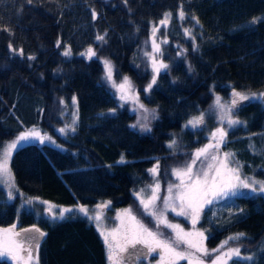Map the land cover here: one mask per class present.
Instances as JSON below:
<instances>
[{
  "label": "trees",
  "instance_id": "1",
  "mask_svg": "<svg viewBox=\"0 0 264 264\" xmlns=\"http://www.w3.org/2000/svg\"><path fill=\"white\" fill-rule=\"evenodd\" d=\"M181 9L183 20L176 16ZM165 13L172 14L162 56L168 68L146 93L148 71L135 54ZM253 18H264V0H0V142L33 128L55 141L14 151L10 168L19 191L64 208L108 201L111 209L131 208L150 226L134 197L149 181V169L158 162L168 177L219 126L227 128L215 118L213 93L230 103L233 89L264 90V19L252 24ZM65 47L69 56L62 54ZM89 47L96 56L85 59L81 53ZM104 59L114 66L115 78L129 77L139 99L156 110L151 131L131 127L135 115L108 89ZM201 113L203 125L185 127ZM233 119L244 123L227 129L220 151L235 154L243 175L264 180V103L242 101ZM65 126L66 138L58 131ZM173 139L177 143L169 148ZM121 156L125 163H119ZM223 205L216 214L206 211L198 225L208 237L206 247L243 232L244 238L231 242L254 260L229 264H264V197L238 196ZM18 206L0 189V228L15 224L19 232L35 227L46 233L38 264H107L93 221L75 211L64 219L36 220ZM0 264L9 263L0 259Z\"/></svg>",
  "mask_w": 264,
  "mask_h": 264
},
{
  "label": "snow or ice",
  "instance_id": "2",
  "mask_svg": "<svg viewBox=\"0 0 264 264\" xmlns=\"http://www.w3.org/2000/svg\"><path fill=\"white\" fill-rule=\"evenodd\" d=\"M29 3L32 0H28ZM127 3V0H125ZM171 13H165L164 18L160 20V25L165 28L171 19ZM93 19L96 18V12L92 13ZM179 18L184 19V12L181 9L179 12ZM195 19V17H193ZM264 18H253L250 22L256 24L259 20ZM199 23V21H196ZM8 30V29H4ZM159 29L153 27L152 29V48L153 54L149 56L152 67V78L147 84L144 91L150 92L153 85L157 82V76L162 69H167L168 65L159 62L158 56L162 55L160 45L156 42L155 36ZM106 35V34H105ZM185 36L193 40V50H197L195 40L191 36V31L185 29ZM96 39L101 42H106L105 37L97 35ZM161 43H167V39L161 41ZM60 46V41H57V47ZM11 48V45H9ZM184 50H180L177 54L183 55ZM20 55H23L22 50L19 51ZM64 56L71 54V49L65 47ZM82 56H86L88 59L96 56V52L92 47H89L85 52L81 53ZM29 60H34V56H28ZM105 79L111 84L113 88L119 93V99L121 101H131L136 108L134 111H140L142 113L151 112L152 118L156 119V110L147 109L140 103L138 95H136L135 87L131 80L125 76L120 83H116L113 79V68L111 61L104 59ZM191 71V67L189 68ZM215 99L211 107L215 108L219 114L220 123L223 125L225 122L227 128L218 127L213 131L209 137V143L201 148L196 149L191 156L190 161L186 162L183 167L173 168L172 175L179 181L177 184H169L167 188V195L161 197L159 195L160 184L156 181L151 188V195L145 196L144 189L140 192L134 193L137 200L146 216L152 218L155 221V230L146 225L131 208L123 209L116 214V220L119 222L117 226L106 229L102 224L103 210L109 207L110 202L105 201L98 204L95 209V214H91L89 209L85 206H78L73 208H60L57 215L53 209L55 205L48 201H38L41 204H45L46 213L52 218V220L64 219L66 213L78 212L86 217L89 221L96 223L97 231L99 232L106 251L107 264H139L141 258L147 259L153 254L159 256L157 264H180V261H187V264H205L204 257L216 253L215 257L211 260V264H229V261L233 260H245L253 261L254 256H245L241 254L240 247L229 246L230 241H238L246 236V233H237L233 236L227 237L211 252L205 247V240L208 238L205 235V231H201L196 228L201 215L204 213L206 207L212 205L218 199H224L229 196H236L240 189H249L251 192L264 193V181H257L251 177L243 176L241 169L242 165L239 161L234 159V153L225 152L223 155L220 153L221 145L226 142L228 130L236 125L243 124V121L233 119L234 111L238 108L240 102L259 100L264 103V92L261 93H245L232 90L230 103L222 102V98L219 95L213 93ZM63 103V101H61ZM73 104H76V98L73 97ZM114 111V110H113ZM147 120V116L143 117ZM205 122V114L201 113L199 116H195L188 120L185 127L191 126L196 129L203 125ZM73 125L76 124V120H73ZM140 126L142 131H151L147 123L141 124L140 120L136 124L131 125L132 128ZM69 126L60 128L58 131L64 134ZM75 132V127L70 128ZM38 140L41 144L45 141H52L51 137L47 134L41 135V133L35 128L21 133L16 140L8 143L3 151L0 152V182L4 183L10 190L8 192V199H13L12 188H15L14 178L9 168V160L12 156V151L22 141ZM177 141L173 139L169 144V148H174ZM250 148L254 149L253 145ZM119 163H125L123 156ZM199 163V166H197ZM159 171V163L149 169L150 174L155 177ZM162 200L163 206L159 207L157 201ZM28 203H32V200H28ZM172 212L176 216H184L191 221L192 230L185 231L178 223H171L168 220L167 213ZM161 226L169 229L173 236L171 238H165L164 233L160 231ZM25 233L35 232L39 233V237L42 238L46 233L40 231L39 228L24 229ZM183 246V247H182ZM39 240L35 236H22L21 232L16 231V225L11 227L0 228V259H7L12 264H38V252ZM261 250L264 251V245L261 246Z\"/></svg>",
  "mask_w": 264,
  "mask_h": 264
},
{
  "label": "rangeland",
  "instance_id": "3",
  "mask_svg": "<svg viewBox=\"0 0 264 264\" xmlns=\"http://www.w3.org/2000/svg\"><path fill=\"white\" fill-rule=\"evenodd\" d=\"M176 16L179 18V14L178 15L176 14ZM171 20H172V16H171V19L169 20L168 25H167L166 28L164 26H161L160 25V23H159L160 21L158 23H156V24H153L152 25V28H151V31H150L149 43L147 45H145L144 47L140 48L138 50V52L135 54L136 55L135 62H137L140 66H142L143 68H145L148 71L149 78H148L147 84L151 81V78H152V75H153L152 67H151V62L149 60V56L146 55V53L153 54V48H152V40H153L152 29H153V27H157L159 29L157 31V33H156L155 39H156V42L160 45V49H161V52H162V55H159L158 56V60H159V62H163L162 61V56H163V53H164V48L167 45V43H161V41H163L164 39H167L166 33L168 31L169 24H170ZM84 57L87 58L86 56H84ZM163 70L164 69H162L161 71H163ZM104 79H105V75H104ZM113 79L116 81V83H120L123 80V78L117 79L114 76H113ZM105 81H106V83L108 85V89L114 95V97L116 98L118 104L119 105H123L124 108H126L129 112L134 113V115H135V121H134L133 124H136L137 121L140 120L141 124L147 123L148 124V127L151 128L152 123L155 120V119L152 118L151 112L149 111V113H146L145 114V113H142V112H140L138 110L137 111H134L133 109L136 108V105H134L130 100L127 101V102L121 101L119 99V93H117L116 89L113 88L111 86V84L106 79H105ZM131 82H132V80H131ZM132 84H133V82H132ZM147 84H146V86H147ZM146 93H148V92H146ZM139 101H140V103H142L145 106V108L151 110V108H149L148 106H146L140 99H139ZM240 104H241V102H240ZM145 115L147 116V120H144L143 119V117ZM215 118H216V120H219V114H218L217 110H216ZM219 127H221V126H219ZM136 128L138 130H140L141 132H148V131H142L139 125ZM36 130H38V129H36ZM67 131H69L68 128L66 129V131H65L64 134H61L60 132L59 133H60L61 136L65 137V135L67 134ZM12 141H14V140H10V141L5 142L3 144L4 146L2 147L1 152L3 151V148L8 143H10ZM28 141L39 142L38 140H28ZM28 141H22L19 144H22V143H25V142H28ZM209 142L210 141L208 139V141L205 142L204 145L208 144ZM201 147H203V146H200L199 148H201ZM220 153H221V155H223L224 152L223 151H220ZM188 161H190V159ZM156 164L157 163H155L154 166ZM185 164H186V160L185 161H182L179 164L177 163L175 166L172 167V169L173 168H178V167H183ZM197 166H199V163H198ZM172 169L169 172V176L166 177L165 173H162L161 165H159V171H158L157 176L155 177V180L153 179V176L150 174L149 181L145 185L138 187L134 193L140 192L141 189H144V195L145 196H150L151 195V188H150V186L153 185L156 181H158L159 184H160L159 195L161 197L167 195L168 185L170 183L171 184H177V183H179V181L176 180V178L172 175ZM241 172H242V170H241ZM243 176H245V175H243ZM247 177H251V176H247ZM251 178H253V179L257 180V181H264V180H259V179L255 178V177H251ZM0 186L5 190V192L8 195V192H9L10 189L8 187H6L5 184L2 183V182H0ZM11 191L13 193V199H16L17 202H18V205H19L18 206V210H19V212L29 213L33 217H35L36 220H43L44 218H50L52 220V218L45 211L46 205L45 204H41V203L38 202V201H41V200L26 197L17 188H12ZM252 195H259V196L264 197V193H259V192L253 193L249 189H240L239 193L236 196H229V197H226L224 199H218V200H216L212 205H210V206H208V207L205 208L204 213L201 215V218H200L199 222L196 225V228L199 229V230H201L198 227V225L201 222L202 216L205 214L206 211H214V214H216L217 213L216 211H219L220 209H224V205L223 204H226L229 201L230 198L238 197V196H245V197H247V196H252ZM134 197L136 198L135 195H134ZM28 200H32L33 202L32 203H28L27 202ZM136 200H137V198H136ZM137 202L139 203V206H140L142 212L144 213V211H143V209H142V207L140 205L139 200H137ZM157 204H158L159 207H162L163 206L162 200L157 201ZM60 208H62V207L56 206L53 209V211L58 215ZM72 208L73 209H76L77 207H75V208L72 207ZM88 209H89V211H90L91 214H93V215L95 214L96 207L88 208ZM122 210H123V208H120V209H111L110 205H109V207L105 208L103 210V217H102L103 227H105L106 229H111V228L117 226V224L119 222L116 220V214L118 212H121ZM109 211H110V213H109ZM167 217H168V220L171 223H178V224H180L181 227H183L185 229V231H191L192 230L191 221L189 219H186L184 216H176L174 213L168 212L167 213ZM148 218H150V222H152V224L149 227L155 230V228H156L155 221H153L152 218L149 217V216H148ZM93 223L95 224V227H96V223L94 221H93ZM29 228L32 229V228H35V227H29ZM29 228H24V229H29ZM23 230L20 231L22 236H35L39 240V242H40L41 238L39 237V233H35V232L25 233ZM160 231L164 233L165 238H171L173 236L172 232L169 229L164 228L163 226H161ZM218 246H216L213 249H216ZM229 246H232V247H237L238 246L239 247V245L235 246V244L232 243L231 241L229 242ZM205 247H206V245H205ZM211 250L212 249H209L210 252H211ZM215 255H216V253H211V255H209L207 257H204L205 264H211V260L215 257ZM3 260L7 261L9 264H12V262L9 261V260H7L6 258L3 259ZM158 260H159V256L157 254H153L152 256L148 257L147 259L141 258L140 261H139V264H157V261ZM133 264H135V259H134ZM180 264H187V261H180Z\"/></svg>",
  "mask_w": 264,
  "mask_h": 264
},
{
  "label": "bare ground",
  "instance_id": "4",
  "mask_svg": "<svg viewBox=\"0 0 264 264\" xmlns=\"http://www.w3.org/2000/svg\"><path fill=\"white\" fill-rule=\"evenodd\" d=\"M83 58H85L84 56H83ZM85 59H87V58H85ZM29 129H27L26 131H28ZM38 131L41 133V135H44V134H47L49 137H51V139L53 138V136L52 135H50V134H48L47 132H44V131H42V130H40V129H38ZM23 132H25V131H23ZM23 132H18V133H16L15 135H13L12 136V138H10V139H7V140H5V141H3V142H0V152H1V149H2V147L4 146L3 144L5 143V142H7V141H10V140H16V138L21 134V133H23ZM64 138H66V137H64ZM53 141V140H52ZM32 142H35V141H28V142H25V143H22V144H19L13 151H12V155H13V153H14V151L17 149V148H19V147H21V146H25V145H27V144H29V143H32ZM38 143H40V142H38ZM45 143H52V142H49V141H45ZM11 158H12V156H11ZM11 158H10V160H9V168H10V162H11ZM11 169V168H10ZM12 173V172H11ZM12 176H13V174H12ZM14 178V177H13ZM14 183H15V181H14ZM15 188H17L18 189V187L16 186V183H15ZM0 189L3 191V192H5V190L0 186ZM19 190V189H18ZM5 194H7L6 192H5ZM40 200V199H39Z\"/></svg>",
  "mask_w": 264,
  "mask_h": 264
},
{
  "label": "water",
  "instance_id": "5",
  "mask_svg": "<svg viewBox=\"0 0 264 264\" xmlns=\"http://www.w3.org/2000/svg\"><path fill=\"white\" fill-rule=\"evenodd\" d=\"M262 92H264V90Z\"/></svg>",
  "mask_w": 264,
  "mask_h": 264
}]
</instances>
